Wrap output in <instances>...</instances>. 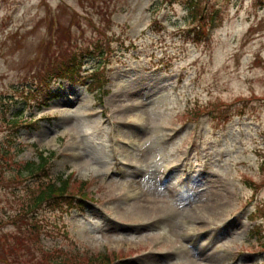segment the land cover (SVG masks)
Listing matches in <instances>:
<instances>
[{"label": "rangeland", "instance_id": "374dc122", "mask_svg": "<svg viewBox=\"0 0 264 264\" xmlns=\"http://www.w3.org/2000/svg\"><path fill=\"white\" fill-rule=\"evenodd\" d=\"M192 1L0 0V149L19 161L54 151L50 180H89L82 209L40 211L45 249L114 251V264H264V187L250 185L264 175V0H200L197 15ZM104 42L108 62L81 59L104 65V88L50 76L59 96L48 106L27 94L55 50ZM209 102L221 104L185 120ZM6 187L0 233L17 209ZM0 257L17 264L1 244Z\"/></svg>", "mask_w": 264, "mask_h": 264}, {"label": "trees", "instance_id": "16d2710c", "mask_svg": "<svg viewBox=\"0 0 264 264\" xmlns=\"http://www.w3.org/2000/svg\"><path fill=\"white\" fill-rule=\"evenodd\" d=\"M199 2L200 0H193L191 4L196 15L198 14L197 5ZM200 11L201 14L206 12H203V7L200 8ZM56 25V23H52L51 36L56 33ZM60 42L61 40L55 42L56 47L54 49L57 46H61ZM54 52L59 55L57 64L48 72L41 69L37 70L36 76H33L32 79L33 81L35 80L33 82L34 89L30 88L27 93L31 92V95L37 99L38 105H44L50 97L58 95L49 88L50 76L56 79H66L71 83L85 84L87 89L93 92H97L107 83V75L103 65L93 67L92 70L88 71L83 69L81 59L84 54L96 55L94 53H97L102 55L103 60H107L111 52L109 43H101L99 49L82 51L84 53L77 52L74 55L61 47L60 50L57 49ZM87 80L88 82H86ZM238 100L240 98H237L235 102ZM220 104L221 102H209L203 106L196 107L190 112L188 119L195 120L204 112L216 110ZM17 116L19 115L12 116L9 119L10 121H7L8 125L22 120L21 117ZM7 141H10V137H8ZM54 157V151H39L36 160L19 161L11 156L8 149H0V185H11V187L6 188L13 187V201L17 200L16 212L8 217L6 223L12 224L19 234H22V231L25 230L22 236L18 235V233H13L14 229L1 232L0 244L3 252L4 248L7 249L11 256L9 259L14 260L17 264L20 260L21 264H113L117 256L115 252L86 253V255H82L69 253L58 248L45 249L42 246L39 236L41 234H51V231L44 230V220L43 217L39 216L40 211L45 209L54 210L64 204L71 205L75 201L83 202L88 197L86 191L88 182L78 179L72 180V174L61 175L52 180L47 178V170ZM262 162L261 167L264 166V159H262ZM6 171H9V174H6ZM41 174L47 178H45V183L41 181L43 178ZM244 183L249 186L248 182L244 181ZM263 184L264 175L259 182L253 181L251 183L250 180V185L253 187L254 192H257ZM18 186L20 191L16 194L15 190ZM24 243H31L36 246V249L33 250L31 247L25 246ZM33 251H37L39 254L36 258L32 257L34 260H31L30 255ZM8 263L10 264L9 261Z\"/></svg>", "mask_w": 264, "mask_h": 264}]
</instances>
